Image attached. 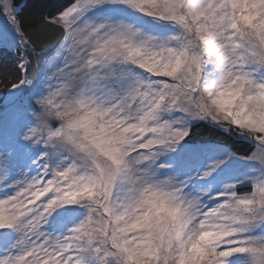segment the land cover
<instances>
[{"label":"snow or ice","instance_id":"obj_1","mask_svg":"<svg viewBox=\"0 0 264 264\" xmlns=\"http://www.w3.org/2000/svg\"><path fill=\"white\" fill-rule=\"evenodd\" d=\"M21 11L0 0L4 89L40 74L23 134L0 127V264H264V0ZM144 17L174 34L145 31ZM194 120L249 150L189 147ZM234 160L251 167L215 190Z\"/></svg>","mask_w":264,"mask_h":264},{"label":"rangeland","instance_id":"obj_2","mask_svg":"<svg viewBox=\"0 0 264 264\" xmlns=\"http://www.w3.org/2000/svg\"><path fill=\"white\" fill-rule=\"evenodd\" d=\"M137 26H141L144 28L145 31L151 32L153 35H171L174 34L175 30L172 28L171 25L168 26L167 29H160L158 26H152L150 23V18L144 17L142 20H137ZM39 81V77L35 83ZM33 85H25L22 87L21 90H18L16 92H10L8 91L6 93V101L4 102V105L0 107V118H3L5 114L7 113L8 109L12 106H17L19 109L18 114H12L7 119L0 120V127L4 129L5 132L11 131V133L19 139V137L23 134V131L26 127L25 123V116L29 107V104L31 102V94L33 91ZM201 121V120H194L191 122V125ZM189 147H202V146H214V145H188ZM217 146V145H216ZM27 147V145H25ZM228 149V148H227ZM41 148L39 146L34 147L31 152V156L29 159H24L22 161L23 165L25 167L28 166L30 159H35V157L39 154V151ZM230 150V149H228ZM231 151V150H230ZM173 155H176L175 153ZM251 167V165L246 164L243 161L234 160L226 169H223L219 171L216 176L212 178V182L215 183V190H218L220 186L223 183H226L234 178H236V173H245L248 171V169ZM33 173H35L38 169L35 165H32ZM17 176L13 175L12 179H16ZM246 190L247 186L241 185V189ZM243 190V191H244ZM68 208H76L79 207L78 205H68L65 206ZM58 211H62V209H58ZM83 209H80V215L72 216V215H64L61 217V219L64 221V223L67 224L68 227L74 226V223L82 218L83 215ZM63 228V224H52L50 227V230L60 231Z\"/></svg>","mask_w":264,"mask_h":264},{"label":"trees","instance_id":"obj_3","mask_svg":"<svg viewBox=\"0 0 264 264\" xmlns=\"http://www.w3.org/2000/svg\"><path fill=\"white\" fill-rule=\"evenodd\" d=\"M70 0H20L22 11L20 15L22 18H34L40 13L53 14L58 9L69 3ZM49 36L52 34L49 33ZM14 57L8 51H0V107L4 105L6 101V93L9 91L4 89L6 84L5 74L10 71L7 67L13 62ZM37 77L34 82L37 81L40 68H36ZM11 79V77H8ZM192 134L189 138H186L188 145H214L223 148H228L233 152L245 153L249 150V141L241 137L239 134L233 135L225 133L222 129L218 128L209 121H198L192 124ZM244 189L242 188L241 191Z\"/></svg>","mask_w":264,"mask_h":264}]
</instances>
